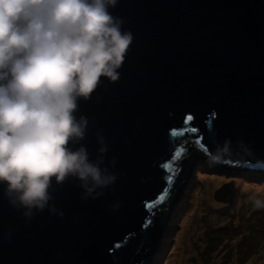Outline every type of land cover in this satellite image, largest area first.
<instances>
[{"label": "water", "instance_id": "water-1", "mask_svg": "<svg viewBox=\"0 0 264 264\" xmlns=\"http://www.w3.org/2000/svg\"><path fill=\"white\" fill-rule=\"evenodd\" d=\"M110 11L134 39L120 78H102L76 115L88 118L80 143L91 159L97 134L104 137L117 180L95 200H82L71 177L53 182L50 204L63 217L46 209L30 222L0 185V264H156V248L183 208L188 137L212 165L264 168V0H118ZM230 187L221 190L228 199ZM177 191L174 211L159 218Z\"/></svg>", "mask_w": 264, "mask_h": 264}, {"label": "clouds", "instance_id": "clouds-1", "mask_svg": "<svg viewBox=\"0 0 264 264\" xmlns=\"http://www.w3.org/2000/svg\"><path fill=\"white\" fill-rule=\"evenodd\" d=\"M117 3L0 0V185L27 222L46 209L63 217L50 204L53 182L71 177L82 200H95L117 180L105 164L104 137L97 134L100 147L91 159L80 143L88 118L76 115L102 78H120L134 37L110 11ZM250 200L264 209V199Z\"/></svg>", "mask_w": 264, "mask_h": 264}, {"label": "rangeland", "instance_id": "rangeland-1", "mask_svg": "<svg viewBox=\"0 0 264 264\" xmlns=\"http://www.w3.org/2000/svg\"><path fill=\"white\" fill-rule=\"evenodd\" d=\"M201 154L195 156L180 216L156 248V264H264V209L250 200L264 199V173L212 165ZM232 184L228 199L221 190Z\"/></svg>", "mask_w": 264, "mask_h": 264}, {"label": "trees", "instance_id": "trees-1", "mask_svg": "<svg viewBox=\"0 0 264 264\" xmlns=\"http://www.w3.org/2000/svg\"><path fill=\"white\" fill-rule=\"evenodd\" d=\"M189 144V148L186 152L182 155L181 161H180V175L182 177L188 178V175L193 169V166L195 165V155L197 152H200L204 155L205 159L210 161L208 158L207 153L205 150L199 146L198 142L199 140L194 137H188L185 141ZM256 172H264V168L262 166L258 167ZM188 181V180H187ZM181 194L179 191L175 192L173 195H171L167 200L166 204L164 206L159 207L158 209V217L161 219H167L169 215H171L172 211H174V208L176 207L178 203V199L180 198Z\"/></svg>", "mask_w": 264, "mask_h": 264}, {"label": "snow or ice", "instance_id": "snow-or-ice-1", "mask_svg": "<svg viewBox=\"0 0 264 264\" xmlns=\"http://www.w3.org/2000/svg\"><path fill=\"white\" fill-rule=\"evenodd\" d=\"M188 119L190 120L191 119V117H188ZM193 131H195V129H193ZM175 132H173V135L175 136ZM181 156V152L180 151H177V152H175L174 153V156H173V160H175L176 158H178V157H180ZM162 167L167 171V170H169V169H171L172 168V164L171 163H165L164 165H162ZM167 180H168V182L169 183H171V180H172V177L171 176H168L167 177ZM166 191L167 190H165V195H166ZM165 195H161L160 197H159V199L157 200V203H159L160 201H162V200H164L165 199ZM152 205H148V207L150 208Z\"/></svg>", "mask_w": 264, "mask_h": 264}, {"label": "bare ground", "instance_id": "bare-ground-1", "mask_svg": "<svg viewBox=\"0 0 264 264\" xmlns=\"http://www.w3.org/2000/svg\"><path fill=\"white\" fill-rule=\"evenodd\" d=\"M264 173V172H263Z\"/></svg>", "mask_w": 264, "mask_h": 264}]
</instances>
